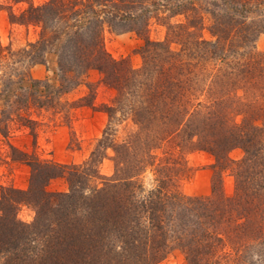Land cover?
<instances>
[{
	"label": "trees",
	"instance_id": "obj_1",
	"mask_svg": "<svg viewBox=\"0 0 264 264\" xmlns=\"http://www.w3.org/2000/svg\"><path fill=\"white\" fill-rule=\"evenodd\" d=\"M18 2L29 7L12 12L11 22L39 33L18 51L1 50V135H11L14 116L35 133L21 112L60 107L90 71L116 97L82 164L24 155L29 189L1 191L0 264H160L174 251L185 264H264V53L256 47L264 0ZM154 26L166 30L163 39L153 37ZM107 31L141 39L140 68L110 54ZM51 55L58 85L30 72ZM127 120L135 128L120 139L116 127ZM235 149L244 154L237 161ZM109 150L115 170L108 177L100 166ZM194 151L214 159L208 197L181 190ZM226 174L234 178L231 196ZM56 179L68 189L50 191ZM24 205L35 210L31 223L19 218Z\"/></svg>",
	"mask_w": 264,
	"mask_h": 264
},
{
	"label": "rangeland",
	"instance_id": "obj_2",
	"mask_svg": "<svg viewBox=\"0 0 264 264\" xmlns=\"http://www.w3.org/2000/svg\"><path fill=\"white\" fill-rule=\"evenodd\" d=\"M48 0H31L35 6H41ZM29 4L18 0H0V53L2 49L11 48L13 51L27 46L29 42L38 39L39 29L35 26H22L12 23L10 14L21 15ZM166 30L160 26L153 27V37L163 39ZM142 45L141 39L134 32L107 31L106 47L117 60L126 59L135 68H140L142 58L137 50ZM257 50L264 53V34L256 42ZM7 54V51L4 53ZM25 70V66L21 67ZM34 80H49L52 85H58L57 59L51 55L46 65H35L30 69ZM92 91V92H91ZM116 92L102 82V76L97 71H90L81 85L64 95L61 106L54 109H31L21 112V116L35 121V133L30 128L23 127V122L14 116L15 123L9 137L0 134V196L3 188H15L27 191L30 185L31 168L24 161L25 154L40 157L53 163L62 165H78L85 162L102 138L109 125V116L105 112L106 106H111ZM87 98V101H78ZM4 104H0V112ZM117 135L125 138L134 130L130 120L122 121L117 127ZM244 154L241 149L230 153L233 160H240ZM114 153L109 150L103 160L100 171L104 176L114 174ZM189 178H184L180 186L182 192L191 197H208L213 192L214 159L211 155L194 151L186 156ZM155 180L150 170L144 175L146 186L150 187ZM234 178L226 174L224 178V192L231 196L234 192ZM52 192H62L68 189L63 179L53 180L48 188ZM35 210L29 206H22L19 218L26 223L35 219ZM160 264H185V258L179 251L171 253Z\"/></svg>",
	"mask_w": 264,
	"mask_h": 264
}]
</instances>
